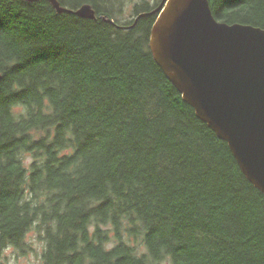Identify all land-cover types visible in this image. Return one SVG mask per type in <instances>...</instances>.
Here are the masks:
<instances>
[{
	"label": "trees",
	"instance_id": "obj_1",
	"mask_svg": "<svg viewBox=\"0 0 264 264\" xmlns=\"http://www.w3.org/2000/svg\"><path fill=\"white\" fill-rule=\"evenodd\" d=\"M119 1L0 0V250L35 229L39 264H264V193L155 61L156 14L134 24L158 2ZM210 4L264 28V0Z\"/></svg>",
	"mask_w": 264,
	"mask_h": 264
},
{
	"label": "water",
	"instance_id": "obj_2",
	"mask_svg": "<svg viewBox=\"0 0 264 264\" xmlns=\"http://www.w3.org/2000/svg\"><path fill=\"white\" fill-rule=\"evenodd\" d=\"M49 1L59 13L96 19L88 3L70 9ZM154 14L150 48L156 62L264 193V28L219 21L210 0H161L134 24Z\"/></svg>",
	"mask_w": 264,
	"mask_h": 264
},
{
	"label": "rangeland",
	"instance_id": "obj_3",
	"mask_svg": "<svg viewBox=\"0 0 264 264\" xmlns=\"http://www.w3.org/2000/svg\"><path fill=\"white\" fill-rule=\"evenodd\" d=\"M143 1H149L153 5L158 2L156 6H154L155 8L161 0H120V6L117 11H115L116 17L120 18L122 21L128 18L132 19V15L135 14L134 10L136 4ZM27 240L30 248L24 252L13 247H7L0 250V264H39L44 243L39 232L32 229L27 236Z\"/></svg>",
	"mask_w": 264,
	"mask_h": 264
},
{
	"label": "bare ground",
	"instance_id": "obj_4",
	"mask_svg": "<svg viewBox=\"0 0 264 264\" xmlns=\"http://www.w3.org/2000/svg\"><path fill=\"white\" fill-rule=\"evenodd\" d=\"M85 4V3H84ZM88 4H90V3H88ZM83 5V4H82ZM91 5V4H90ZM92 6V5H91ZM79 8V7H78ZM77 8V9H78ZM92 8H93V6H92ZM70 9H73V8H70ZM94 9V8H93ZM95 10V9H94ZM95 15H96V11H95ZM96 18H97V16H95ZM101 18L102 19H104V20H106V21H108V22H113L114 23V20L113 19H111V18H107V17H105V16H101ZM109 19V20H108ZM220 21V20H219ZM151 49V48H150ZM154 56V55H153ZM155 59V58H154ZM156 61V60H155ZM158 64V63H157ZM159 65V64H158ZM160 66V65H159ZM162 69V68H161ZM2 74V73H1Z\"/></svg>",
	"mask_w": 264,
	"mask_h": 264
},
{
	"label": "flooded vegetation",
	"instance_id": "obj_5",
	"mask_svg": "<svg viewBox=\"0 0 264 264\" xmlns=\"http://www.w3.org/2000/svg\"><path fill=\"white\" fill-rule=\"evenodd\" d=\"M134 17L136 18V16H134ZM134 17H133V18H134Z\"/></svg>",
	"mask_w": 264,
	"mask_h": 264
}]
</instances>
